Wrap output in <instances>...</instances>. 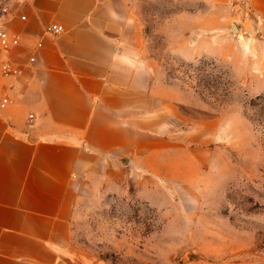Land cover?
I'll return each instance as SVG.
<instances>
[{
  "label": "crops",
  "instance_id": "0c3cea01",
  "mask_svg": "<svg viewBox=\"0 0 264 264\" xmlns=\"http://www.w3.org/2000/svg\"><path fill=\"white\" fill-rule=\"evenodd\" d=\"M201 1L213 21L264 42V0ZM131 2L15 0L7 28L20 43L4 57L21 73L0 76V101L10 99L0 107V264H75L83 185L122 184L172 159V87L143 55ZM52 23L65 32L50 34Z\"/></svg>",
  "mask_w": 264,
  "mask_h": 264
},
{
  "label": "rangeland",
  "instance_id": "374dc122",
  "mask_svg": "<svg viewBox=\"0 0 264 264\" xmlns=\"http://www.w3.org/2000/svg\"><path fill=\"white\" fill-rule=\"evenodd\" d=\"M130 7L180 141L122 184L83 185L75 264H264L263 40L201 0Z\"/></svg>",
  "mask_w": 264,
  "mask_h": 264
},
{
  "label": "built area",
  "instance_id": "2783aa9c",
  "mask_svg": "<svg viewBox=\"0 0 264 264\" xmlns=\"http://www.w3.org/2000/svg\"><path fill=\"white\" fill-rule=\"evenodd\" d=\"M15 0H0V76H17L21 73L19 68L13 64L9 59L4 57V53L15 48L20 43V38L17 35L11 34L7 28V23L10 20L14 11ZM22 19H26V16H22ZM47 31L50 34L59 36L65 32V27L60 23H52L47 26ZM42 44H39V47ZM35 58L32 57L31 61ZM10 99L3 97L0 101V107L3 108L8 105ZM34 118L30 115V120Z\"/></svg>",
  "mask_w": 264,
  "mask_h": 264
},
{
  "label": "water",
  "instance_id": "95a60500",
  "mask_svg": "<svg viewBox=\"0 0 264 264\" xmlns=\"http://www.w3.org/2000/svg\"><path fill=\"white\" fill-rule=\"evenodd\" d=\"M232 30H233V32H238V27L236 24L232 25Z\"/></svg>",
  "mask_w": 264,
  "mask_h": 264
}]
</instances>
